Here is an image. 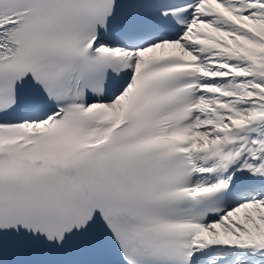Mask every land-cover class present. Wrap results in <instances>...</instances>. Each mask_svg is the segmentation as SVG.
<instances>
[{
  "label": "snow or ice",
  "instance_id": "obj_1",
  "mask_svg": "<svg viewBox=\"0 0 264 264\" xmlns=\"http://www.w3.org/2000/svg\"><path fill=\"white\" fill-rule=\"evenodd\" d=\"M0 264H264V0H0Z\"/></svg>",
  "mask_w": 264,
  "mask_h": 264
}]
</instances>
